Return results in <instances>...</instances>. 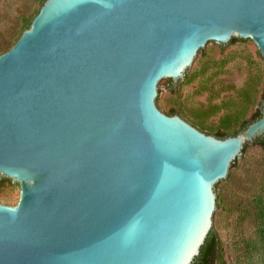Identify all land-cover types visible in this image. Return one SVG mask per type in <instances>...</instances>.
<instances>
[{
    "label": "water",
    "instance_id": "water-1",
    "mask_svg": "<svg viewBox=\"0 0 264 264\" xmlns=\"http://www.w3.org/2000/svg\"><path fill=\"white\" fill-rule=\"evenodd\" d=\"M245 40L264 65V0H46L0 54V177L21 188L0 264H192L264 135V80L225 138L156 103L208 43Z\"/></svg>",
    "mask_w": 264,
    "mask_h": 264
},
{
    "label": "rangeland",
    "instance_id": "rangeland-1",
    "mask_svg": "<svg viewBox=\"0 0 264 264\" xmlns=\"http://www.w3.org/2000/svg\"><path fill=\"white\" fill-rule=\"evenodd\" d=\"M42 0H0V53L10 48L23 26L39 12ZM264 65L251 40L225 46L208 43L205 54L197 56L174 93L160 92L157 106L167 112L174 107L193 123L202 114L204 126L215 129L228 113L248 103L244 119L251 117L260 101ZM248 97L244 98L243 95ZM0 177V204L16 206L21 195L17 182ZM12 182V183H11ZM220 208L213 214L221 256L216 264H264V239L258 235L256 197L264 195V150L251 146L229 178L217 190Z\"/></svg>",
    "mask_w": 264,
    "mask_h": 264
},
{
    "label": "trees",
    "instance_id": "trees-1",
    "mask_svg": "<svg viewBox=\"0 0 264 264\" xmlns=\"http://www.w3.org/2000/svg\"><path fill=\"white\" fill-rule=\"evenodd\" d=\"M46 0H42V3H44ZM38 13V11H37ZM33 19V18H32ZM31 20L29 22H26L25 25L22 28L21 33L19 36L22 34V32L29 28ZM18 39V38H17ZM237 38H233L232 41H235ZM9 48L3 50L5 52ZM1 52V53H3ZM0 53V54H1ZM169 85L171 87V93L175 91V86L171 83L169 80ZM244 98L248 97L247 94L243 95ZM263 99H264V94H263ZM242 107L240 110L233 112V113H228L226 114L218 124V126L215 129H208L210 132H212L214 135L220 137V138H225L228 136L236 135L239 132L243 130L246 125L256 119L258 116H260V110L258 109L256 112H254L250 118L244 119V107L248 103L247 99H244ZM177 111L175 109H172L169 114H176ZM195 120H193V124L197 127H199L202 130H206L204 126V118L203 115L201 114H196L193 116ZM253 144L260 146L261 148L264 149V137L258 138L253 142ZM247 146V144L244 145V148ZM243 148V149H244ZM3 181H10V179L4 178ZM256 204L258 208V235L261 239H264V195H259L256 197ZM220 205V202L217 201V206ZM221 256V248H220V242L218 235L216 232L212 229L210 233L208 234L203 246L200 249L199 255L194 259L192 264H216L217 261L220 259Z\"/></svg>",
    "mask_w": 264,
    "mask_h": 264
},
{
    "label": "flooded vegetation",
    "instance_id": "flooded-vegetation-1",
    "mask_svg": "<svg viewBox=\"0 0 264 264\" xmlns=\"http://www.w3.org/2000/svg\"><path fill=\"white\" fill-rule=\"evenodd\" d=\"M263 100H264V99H263ZM263 100H262V102H263ZM262 102H261V104H262ZM261 104H260V107H259V110H260V116H261ZM260 116H258L256 119H258ZM256 119H254V120H256ZM254 120H253V121H254ZM253 121H251V122H253ZM251 122H249L248 124H250ZM248 124H247V125H248ZM247 125H246V126H247ZM262 137H264V135H263ZM262 137H260V138H262ZM256 140H257V139H256ZM254 141H255V140H254ZM254 141H253V142H254ZM253 142H251V143H253Z\"/></svg>",
    "mask_w": 264,
    "mask_h": 264
}]
</instances>
